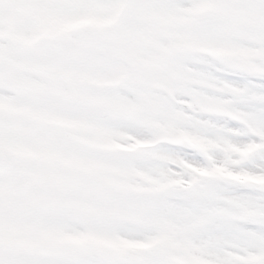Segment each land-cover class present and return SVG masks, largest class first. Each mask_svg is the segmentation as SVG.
<instances>
[{
	"label": "snow or ice",
	"instance_id": "6c2138e0",
	"mask_svg": "<svg viewBox=\"0 0 264 264\" xmlns=\"http://www.w3.org/2000/svg\"><path fill=\"white\" fill-rule=\"evenodd\" d=\"M0 264H264V0H0Z\"/></svg>",
	"mask_w": 264,
	"mask_h": 264
},
{
	"label": "rangeland",
	"instance_id": "374dc122",
	"mask_svg": "<svg viewBox=\"0 0 264 264\" xmlns=\"http://www.w3.org/2000/svg\"><path fill=\"white\" fill-rule=\"evenodd\" d=\"M245 55L247 56V53H245ZM202 106H206V105H202ZM181 138H183V139H190V140H192L194 143L201 144L202 146H203L204 143H205L204 141L200 140V139L197 138V137H189V136L184 135V134L181 135ZM218 171H220V172H226V169H218Z\"/></svg>",
	"mask_w": 264,
	"mask_h": 264
},
{
	"label": "bare ground",
	"instance_id": "6f19581e",
	"mask_svg": "<svg viewBox=\"0 0 264 264\" xmlns=\"http://www.w3.org/2000/svg\"><path fill=\"white\" fill-rule=\"evenodd\" d=\"M226 54L233 55V56H238L240 58H245L246 57L245 53L238 52V51H231V52H227Z\"/></svg>",
	"mask_w": 264,
	"mask_h": 264
}]
</instances>
